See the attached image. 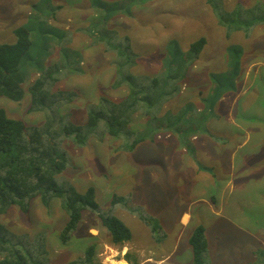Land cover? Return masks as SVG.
Listing matches in <instances>:
<instances>
[{"label":"rangeland","instance_id":"374dc122","mask_svg":"<svg viewBox=\"0 0 264 264\" xmlns=\"http://www.w3.org/2000/svg\"><path fill=\"white\" fill-rule=\"evenodd\" d=\"M216 1L220 18L223 12L256 5L264 12V0ZM28 25L32 46L19 65L26 77L24 97L17 103L0 98V108L9 118L26 126L43 124L42 114L28 113L27 87L38 76L40 63L42 67L56 62L61 65L59 81L52 90L75 94L61 110L72 124L84 125L86 106L97 103L100 97L114 102L125 97V89H112L116 78L111 63L114 53L105 51V45L96 43L91 35H108L113 46L121 45L127 37L136 57L131 74L150 79L203 37L206 44L202 52L181 82L174 79L172 89H178L169 96L160 116L167 114L170 119L180 111L186 112V117H197L203 110L209 133L189 135V141L197 136V142L183 147L177 136L161 132L132 152L120 149L123 139L111 137L103 141L89 138L82 148L63 141L67 168L56 177L57 183L70 184L79 192L93 187L102 211H109L127 226L131 241L114 246L97 216L84 212L69 243L61 246L58 234L67 218L57 200L45 207L39 199L30 203L27 214L12 207L0 218L16 236L11 239L29 242L41 240L37 237L43 234L50 264H66L81 257L89 244L96 245L101 264H119L126 252L142 263L193 264L188 239L196 225H202L207 243L204 264H262L255 251L264 250V25L252 29L249 38L235 31L226 38L225 28L218 24L205 0H0V45L13 44L14 30ZM234 47L240 54L237 75L225 84L227 74L234 71L235 58L229 51ZM221 83L228 90L215 98L210 109L209 101ZM145 122L146 118L138 117L133 125L144 126ZM223 143L233 147L232 152L239 148L232 160L229 152L225 154ZM192 145L196 157L185 153ZM201 165L211 174L214 171L209 168H218L223 181L229 177L227 194L219 203L234 208L224 212L230 217L228 224L214 222L209 213L201 212L203 206L211 204V196H216L218 184L222 187L224 183L218 180L208 184L201 196L194 193V187L204 180ZM114 194L123 198L112 207ZM189 207L192 222L182 230L178 217ZM135 208L158 219L164 237L153 240L150 230L131 213ZM29 243L18 247L33 257H45L40 242Z\"/></svg>","mask_w":264,"mask_h":264},{"label":"trees","instance_id":"16d2710c","mask_svg":"<svg viewBox=\"0 0 264 264\" xmlns=\"http://www.w3.org/2000/svg\"><path fill=\"white\" fill-rule=\"evenodd\" d=\"M205 3L215 14L218 24L225 28L226 38L230 33L235 32H241L245 38H249L252 29L264 24V12L258 10L257 5L253 8H236L232 12H223L220 18L218 2L205 0ZM232 21L235 23L230 24ZM28 23L31 24L29 20ZM30 30V25L21 26L14 30L13 44L0 45V98L15 103L20 102L24 97L23 86L26 77L19 65L32 46ZM91 36L96 39V43L105 45V51L114 53L115 57L111 63L116 78L112 89H125L126 95L116 102L100 97L97 103L86 106L87 120L84 125L72 124L67 121L66 115H62L61 110L73 100L75 94L52 90L59 81L61 65L56 62L45 68L40 63L38 76L27 87L30 97L28 113L42 114L43 124L26 126L22 121L9 118L6 111L0 108V218L12 207H17L21 213L27 214L30 203L35 199H39L45 207H49L51 201L57 200L67 218L58 234L61 246L65 247L69 243L82 219V214L91 212L97 216L101 227L108 233L111 244L122 247L131 241L132 234L120 219L109 211H102L96 201L93 187L79 192L70 184L57 183L56 177L67 168L68 154L62 148V142L67 140L75 147L82 148L89 138L103 141L105 137H111L123 139L120 149L132 152L138 144L145 141L152 142L161 132L174 134L184 146L188 145L189 135L198 131L207 134L205 126L207 119L203 110L198 112L197 117H186V112L180 113V111L175 116L171 114L170 119L166 118L167 114L160 116L162 107L170 99L169 96L178 89H172L175 85L174 79L181 82L186 77L188 67L198 59L206 40L201 37L191 43L185 55L175 56L171 62L165 64L157 77L150 79L131 74L130 70L135 66L136 57L127 37L123 39L121 45L113 46L108 35ZM229 49L235 58L232 62L234 71L227 74L228 80L224 82L225 84H230L237 75L240 56L237 51L239 48ZM64 53L65 51L62 52ZM166 67L169 70H166ZM162 77L165 80H162ZM224 83L219 85L218 91H215L216 96L209 101L210 109L215 98L217 99L222 91L228 89ZM134 115L146 117L141 130L136 131L130 126ZM165 121L166 126H164ZM199 126L201 129H198ZM188 152L193 155L191 147L188 148ZM200 169L203 168L200 166ZM122 198L114 194L110 205L115 207ZM134 212L131 213L150 230L155 241L164 237L162 228L156 220L141 209L135 208ZM155 231H159L157 236ZM204 232L202 226H197L188 239L193 264H204L203 258L207 252ZM15 237L0 223V264H50L47 252L44 250L43 234L37 237L41 240H28L31 243L40 242L45 256L43 258L40 255L33 257L25 253L18 245H30V243L21 240L16 242L12 240ZM255 255L259 258L258 261L264 264V250L255 251ZM122 259L127 264H151L140 263L136 257L131 256L130 252H126ZM66 264H101L96 257V245L89 244L83 250L81 257Z\"/></svg>","mask_w":264,"mask_h":264},{"label":"crops","instance_id":"0c3cea01","mask_svg":"<svg viewBox=\"0 0 264 264\" xmlns=\"http://www.w3.org/2000/svg\"><path fill=\"white\" fill-rule=\"evenodd\" d=\"M264 24H262V25H260V26H263ZM228 90V89H227ZM220 96H221V94H220ZM220 96H218V98L216 99V100H218L219 98H221ZM214 103L215 102H213V105H214ZM213 107V106H212ZM138 117H144V116H141V115H134L133 116V118H132V123H131V128L132 129H134V130H138L139 128H143V126L142 125H133V122H134V119L135 118H138ZM144 118H146V117H144ZM141 129H139V130H141ZM207 129V128H206ZM198 132H201V131H198ZM198 132L197 133H195V134H198ZM207 132L209 133V129H207ZM236 133V132H235ZM200 134H202V133H200ZM200 136H202V135H200ZM193 142H191V140L189 141L190 142V144H192V143H195V142H197V136L196 137H194L193 139ZM231 140V142L233 141L232 139H230ZM213 143V145H216V146H218V144H215V142H212ZM226 143V142H225ZM225 143H223V144H221V146H225V154H227L228 152H229V154H231V156H230V160H232L233 158H234V155H236L237 153H238V149L236 150V151H234V152H232L231 150H232V148L233 147H231V146H227ZM180 144H181V146H183V144L180 142ZM233 146H234V141H233ZM183 147H186V146H183ZM182 147V148H183ZM195 147V146H194ZM191 148L193 149V156H195L196 157V152H195V148H193V145L191 146ZM185 149V148H184ZM186 151V150H185ZM185 153H187V154H189V155H191L188 151H186ZM190 158V157H189ZM193 160H194V158H193ZM209 164V163H208ZM212 164V163H211ZM210 164V165H211ZM212 166V165H211ZM201 168H203V169H201L200 171L201 172H205V173H202V175L204 176V180H203V182H202V184H200V185H198V186H196V187H194V189H195V191H194V193H196V194H199L200 196H201V194H202V192L204 191V188L208 185V184H210V183H213L212 185H214L215 184V181H218V180H221L222 182H224L223 183V186L221 187L220 186V184H218V189H219V191L218 192H216L217 194H216V196L215 195H212L211 196V198H210V202H211V204H206L205 206H203V208H205V210H202L201 212H207V213H209L212 217H213V219H214V222H226L227 224L230 222V217H228L227 215H225V210H228L229 212H233L232 210L234 209L233 207H231V206H223V205H220L219 203H220V197H222L223 198V194H227V189L229 188V180L226 182V180L229 178V177H226V180L225 181H223V178H222V176L219 174V172H217V170H219L218 168H216V167H212V168H209V169H212L214 172H213V174H211V173H209V172H207L206 170H207V166H202L201 165ZM218 182H220V181H218ZM217 183V182H216ZM225 189V190H224ZM229 192H230V189H229ZM190 209H191V207H189V210L188 211H185V212H183L179 217H178V224H179V226L181 227V229L182 230H184V228H187L188 226H189V224H190V222H192V215L190 214ZM134 216V215H133ZM135 217V216H134ZM154 220H158V219H156L155 217H154ZM198 221V220H197ZM158 222V221H157ZM159 224H160V222H159ZM160 227H162L161 226V224L159 225ZM197 226H202V225H196V227ZM203 227V226H202ZM163 228V227H162ZM204 228V227H203ZM91 232V231H90ZM164 234V233H163ZM93 236V235H92ZM91 236V237H92ZM94 237V236H93ZM153 239V238H152ZM206 239V238H205ZM154 240V239H153ZM165 259H167V257L165 258ZM140 263H142V261L143 260H140V259H137ZM149 260H151V259H149ZM158 260H162V257L161 258H159ZM121 262H123V263H125V264H127L123 259L121 260Z\"/></svg>","mask_w":264,"mask_h":264},{"label":"bare ground","instance_id":"6f19581e","mask_svg":"<svg viewBox=\"0 0 264 264\" xmlns=\"http://www.w3.org/2000/svg\"><path fill=\"white\" fill-rule=\"evenodd\" d=\"M119 264H125V263H123V262H119Z\"/></svg>","mask_w":264,"mask_h":264}]
</instances>
